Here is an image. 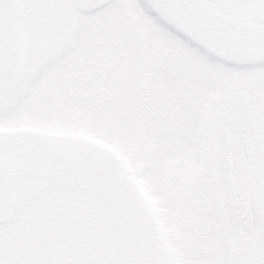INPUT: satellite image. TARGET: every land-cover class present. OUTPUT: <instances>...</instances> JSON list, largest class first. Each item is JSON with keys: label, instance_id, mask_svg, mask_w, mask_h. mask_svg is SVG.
I'll use <instances>...</instances> for the list:
<instances>
[{"label": "snow or ice", "instance_id": "obj_1", "mask_svg": "<svg viewBox=\"0 0 264 264\" xmlns=\"http://www.w3.org/2000/svg\"><path fill=\"white\" fill-rule=\"evenodd\" d=\"M10 9L21 13L31 78L10 103L0 77V264H264V0H0V71ZM121 39L141 80L73 102L69 89L87 79L77 69L105 47L119 57ZM249 85L255 159L238 163L234 188L220 101ZM88 155L122 162L118 189L92 186ZM33 170L40 180L29 187ZM13 182L21 221L6 228ZM153 203L180 255L166 253Z\"/></svg>", "mask_w": 264, "mask_h": 264}, {"label": "rangeland", "instance_id": "obj_2", "mask_svg": "<svg viewBox=\"0 0 264 264\" xmlns=\"http://www.w3.org/2000/svg\"><path fill=\"white\" fill-rule=\"evenodd\" d=\"M117 46L121 51V55L119 57L114 56L113 48L111 46L105 47L100 54V60L94 65H84L81 68L77 69V74L84 73L87 76V79L83 80L79 88L69 89L72 96L75 98L73 102L76 100L79 101L80 105L83 106L90 99L91 94L96 93V89L103 87L104 88V100L109 99V93L115 92L119 88L123 86H133L138 81L141 80L140 73L136 70L135 66H133L129 56H128V44L127 41L121 39L117 42ZM104 64L103 66H101ZM101 67V72L105 74V77L102 79L98 78L96 80V84L93 85L90 82V79L93 77H89L93 73V68L97 69ZM88 71V72H86ZM31 73L24 71L21 75V80L18 83V87L14 92V96H10V103H14L16 98L19 96L20 92L27 86L28 81L30 80ZM90 78V79H89ZM70 77L65 74L60 78L59 84L64 85L68 82ZM238 86H235L234 90L238 89ZM245 95H250V105L251 111L253 115L252 125L249 131L244 135L242 133L233 131L229 128V125L226 121H224L222 131V141L227 145L224 150V161L226 164V176L225 181L231 184L234 188L238 187L240 183V176L237 171V165L241 161L251 162L255 159L253 145L250 148L247 147L245 142H247L246 136H249L252 142L253 133L256 127V115H257V104L255 98L254 86L249 85L247 89H241ZM143 91L151 95L153 92V87L151 84L144 83ZM231 93V92H230ZM230 93L225 94L220 101V108L225 114L226 109V99L230 95ZM86 95V96H85ZM96 96V94H95ZM97 97V96H96ZM68 117H74L76 115L75 111H69L65 113ZM124 168V167H123ZM125 175V170H124ZM243 204L244 210L248 211V221L252 222V226L255 223V217L252 209L251 203L240 202ZM251 206V208H250ZM20 204L16 209L15 215L12 220L8 222H4L6 228L15 227L21 221L20 215ZM252 210V213L250 212ZM149 213L151 215L152 223L155 229L157 230V234L160 239L163 241L165 251L170 256L180 255L184 249L182 247L177 246V243H174L169 237L168 230V217L164 214V212L159 208L156 204H151L149 207ZM253 215V218H252ZM247 229H251L249 227L244 226Z\"/></svg>", "mask_w": 264, "mask_h": 264}, {"label": "water", "instance_id": "obj_3", "mask_svg": "<svg viewBox=\"0 0 264 264\" xmlns=\"http://www.w3.org/2000/svg\"><path fill=\"white\" fill-rule=\"evenodd\" d=\"M9 15L13 19V24L9 28L6 37H5V47H4V62L2 71H0V77H2L3 81V90L5 95H8L18 78L19 69H20V35H19V22L21 13L17 9H10ZM234 95H236V100L241 101L244 105V115L233 112V110L229 111L231 114L236 116V120L234 118H230V123L235 127V130L238 132L248 131L251 122V107L249 99L245 98L243 93L238 90ZM231 96L229 97V99ZM233 98V100L235 99ZM235 100V101H236ZM233 103V102H232ZM228 105H227V114H228ZM249 115V116H248ZM245 117V118H244ZM235 122V126L233 124ZM92 161H88V166L93 164L95 169H91V173L94 177L93 187L96 188H110L111 186H115L118 182L121 172V161L116 158H100V157H92ZM31 174V173H30ZM30 176H26L25 178H29ZM30 182L33 185L39 182L40 176L37 172L34 174ZM29 181L25 180V182ZM16 205V195L14 191V182L9 185L8 190L5 193L4 197V221L11 218Z\"/></svg>", "mask_w": 264, "mask_h": 264}, {"label": "flooded vegetation", "instance_id": "obj_4", "mask_svg": "<svg viewBox=\"0 0 264 264\" xmlns=\"http://www.w3.org/2000/svg\"><path fill=\"white\" fill-rule=\"evenodd\" d=\"M22 65H23V70H22V73H23V71H24V64H23V62H22ZM104 64H102L101 66H103ZM86 72H88V71H86ZM95 73V75H94V78L93 79H90V82L93 84V85H95L96 84V80H99L98 78H104L103 77V73L101 72V67H99V68H97V69H95V71H94ZM92 78V77H91ZM96 98H98V99H101V100H104V88L103 87H100V88H98V89H96ZM92 95L93 94H91L90 95V99L92 98ZM10 96H12V94L10 95ZM10 96H9V98H10ZM13 96H14V94H13ZM86 96V95H85Z\"/></svg>", "mask_w": 264, "mask_h": 264}, {"label": "bare ground", "instance_id": "obj_5", "mask_svg": "<svg viewBox=\"0 0 264 264\" xmlns=\"http://www.w3.org/2000/svg\"><path fill=\"white\" fill-rule=\"evenodd\" d=\"M235 97H236V95L232 94L231 98L228 100L227 105L229 106L228 107V117L234 118L236 120V116L231 114V112H229V111L233 110V112L243 114V116H245V115H244V105L242 104L241 101H237ZM233 98H235V100H236V101H234V103H232ZM233 124L235 126L236 123L233 122Z\"/></svg>", "mask_w": 264, "mask_h": 264}]
</instances>
